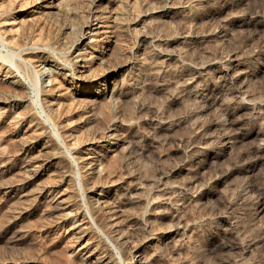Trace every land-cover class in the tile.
Returning a JSON list of instances; mask_svg holds the SVG:
<instances>
[{
	"label": "rangeland",
	"instance_id": "374dc122",
	"mask_svg": "<svg viewBox=\"0 0 264 264\" xmlns=\"http://www.w3.org/2000/svg\"><path fill=\"white\" fill-rule=\"evenodd\" d=\"M64 1L65 2H62L60 8L58 7L54 12L43 14L40 12L37 13L35 10V5H37L36 0H0V67L11 66L19 75H21L20 77H22L24 85L26 86L22 90L16 87L14 88L10 84L7 85L8 83L6 81L0 80V95L2 97H8L10 94L22 95L23 93V96L27 94L25 96L26 102H30L29 104L26 103L27 107L29 108H25L24 106L15 108L11 106L6 107L7 105H0V162H3L0 163V185L12 184L13 182L15 183L25 177L24 174H26V172L22 167H20L22 147L21 141L25 137L35 138L43 131L42 133H46L47 135H50L51 138H53L54 146L56 144L58 145L56 146L57 149L61 151L62 158V161L60 160V162L65 165L70 164L73 166V178L70 177L69 183L68 181L67 183H63V187L67 185L68 187H71V199H73V207L79 209L88 216V220H90V233L84 239L75 240V237H73V233L69 231L68 226L65 224H53L51 219L48 218L49 216L46 214V210L44 208L45 204L32 198V194L34 191H36V188L42 186L45 183L60 182V180H62L64 177L62 172L60 173V171L58 172V170L56 171V169L52 168L41 177L35 179L27 187V191L29 189L33 190L28 191V197H26L24 201L22 200L20 206L27 207L30 211L28 212L27 217L21 221L9 224V221L11 220L10 213L14 205H12L11 202L7 203L5 201L3 190L0 189V264H91V262L84 263L77 256V254H75L79 248V245L86 242L89 238H91L89 240L92 241L94 246H99L97 248L99 250L101 249V253H105V255L107 253L106 256L109 258L111 257L112 261L114 259L115 262L113 261L114 263L112 262L111 264H228L220 261L219 257H216L209 250V247H211V242L213 241L214 237L217 236L216 232H220L221 229L228 225L223 221V217H225L227 220L229 219V224L232 225L233 223L234 226L236 224V226L239 227V231L241 232L240 235L242 234L241 237L244 242H247L249 238H253V240H255L254 244L256 245L251 246L250 249L245 251L244 254H242L243 258L239 260L237 264H264V242H262L263 244L261 243V241L264 240V210L255 212L253 204L251 203L252 205H250L248 196L246 194L243 196V192H241V190L243 191L242 188H244L243 186L246 183L245 180L247 178L244 180L246 173H233L230 178L228 177V179L223 180L225 181L224 185L222 183L220 186L218 185L217 187L214 186L207 188L208 191L204 196H199L198 194L199 189L202 187L204 188L206 177H208L210 174H213V170H215V168L224 166V169L226 166H228V162L230 160L228 157L229 154L224 156L223 159L220 160V163L216 164L213 162L215 159L213 160V158L208 156V160L206 161L207 164H205L204 168H202V173L204 175L203 178H200L194 183L190 182V173L188 170L184 169L187 164L180 159L178 152H174L175 148L173 145L163 147L161 150H153L154 153L153 151L151 153L150 150L145 154L139 153L138 150H135L136 147H133V144L124 142L121 145L123 147L120 148V146V149L118 148L119 151H117L116 154L115 152L113 153L115 155H112V157L111 155L107 156V160L106 158L104 160H106V163L109 164L108 171L110 172L106 173L105 177L102 179H107L108 176L107 180L112 181L113 187L112 189L109 188L106 190V200L110 202V204L111 201L113 204L116 203V200H120L118 198L117 188L123 181H129L125 184L127 187L131 188V194L134 193L132 194L133 196H138L141 194L139 195V201L137 200L138 203L136 198L131 195V198L127 197L129 198L128 200L130 203H128L129 201H126L120 206L122 213L120 212L119 215L121 214L120 216L123 217L121 224H119L121 227L118 228L121 232L120 234L126 231H128L127 233L129 234V229L130 232H132L134 227L136 228L135 235L134 233H131L132 235L126 242L127 244L124 243L122 245L119 244L120 240H117V236L120 235L119 231L118 234H115V236L111 234V237L110 233L107 232V227H105L109 225V221L104 219L103 216L101 217L100 214L97 215L93 211V203L96 201L97 195L90 190L91 183H86L82 177L83 170L78 168L75 163V159L79 156L78 154H87L88 148L91 146L94 136L98 138L103 134L102 132L105 131L104 119H116L120 125L121 132L128 135L127 141H134L140 136L145 137L146 134L148 136L152 127L149 120L152 115H155L158 111H161L160 115L171 117L175 123L177 122L172 126L173 129L177 127V129H174L175 132L184 133L189 120L191 118V120H193L195 119L194 117H197L196 115L201 114L200 112L196 113L198 111L197 106L199 104H197L193 98L191 99L190 96H187L188 94L183 89V86L180 83H177L180 82L179 72H181V68L188 65H185V63L188 62L187 60H189V58H192L189 60V62H191L193 60H198V56L202 58L204 55H206L203 57L204 60L217 58L216 60L219 61L220 59L218 58L221 56L223 51V54H225V52L236 48L235 51L241 60L244 61V64L239 69L243 68L247 69L248 71L252 70L251 73H253H250L249 76L245 78V84H248V87L250 85V90L253 88L256 89H253L255 94L254 97L258 95L257 97L259 98L260 95V97L264 99L263 74H261L258 69L264 61V36L253 33V24L248 26L247 24L239 25V23H237L231 30L233 36L232 34L229 35L230 41L227 40L223 43L221 42V38L218 36L219 33H216L214 29L219 23L218 20L221 19L224 12H227L229 9V7H224V5H226V3H230L233 0H104L102 5H106L105 7L107 10L117 13L119 12V15L123 16H120L121 19H118V24H116V28H113V32L109 33V35L112 34L113 37H111L116 41L112 42L110 40V36L107 37L102 35L103 37L97 46L95 47L93 42H91V46L85 49V53H94L96 52V49H100V47L105 46L102 54L103 58L105 59L103 60L106 64H112L118 60L119 62H126V60L129 61L130 58V60L135 61V64H132L133 66L128 65L125 67V69H123L124 71L122 70L119 72V74H117V76L114 78L117 84H122L121 92L123 93L118 96L116 95L114 97L115 100H111L109 95L105 99L98 100L97 102H100V104H98V108H95L91 111H89L91 108L86 109L84 106L81 107L80 105L75 104V102L71 101L72 98L70 95L65 94L62 97V104L60 108L56 109V111L52 113L47 108L43 100L45 96L44 94L46 92L44 90V86H42L43 80L39 71L42 65L39 66V63L35 60V56L45 51L48 52L50 56L54 55L59 61L68 59L70 47L68 44H64V46L62 43L64 42L63 39L65 40L66 38L65 34H67L66 32L70 31L71 26L79 27V24L82 22L81 19H85L90 13L91 9V0L90 2L89 0ZM5 5L6 7H4ZM163 5H171L172 8H170L171 11L169 16L160 18L157 13L152 11L153 9H161ZM233 8L235 11L236 7L234 6ZM236 10L239 12L237 14H240L241 16L238 18V20L243 19L244 16L248 17L250 14H258L261 12L264 14V0H246L244 3H242V6H240L238 9L236 8ZM138 15L141 17V19H143L141 20L142 22H138L139 24L132 23ZM210 15H215L216 19L213 20ZM125 18L126 20H124ZM259 19L262 25H264V16ZM110 29L107 28V30ZM145 33L146 35L150 36L155 35L157 38L147 37L144 40L142 35ZM13 39H17L19 42ZM209 40L211 43H209ZM219 41L222 43L221 45ZM104 42L110 44V46L104 45ZM201 42L204 44L206 43L205 46H203L204 44L202 45ZM200 45L203 47H200ZM97 54L99 53L97 52ZM192 55L194 57H192ZM219 64L221 63H214L208 72V77L211 81L209 89L211 91L215 82L217 83V81H219L217 73V67ZM187 67L188 66H186V68ZM139 69L142 71L141 80L144 79L145 82L148 81V83L145 84V86L137 88L138 84L134 79L139 78L136 76V74L140 71ZM155 80L160 83V88L158 87L156 91L152 90L151 88V83H153ZM259 86H262L261 89ZM144 88L145 90L141 92V90ZM59 89L68 92L67 90L69 88L67 85H62ZM54 90L56 91L57 88H52L49 92H55ZM147 93H149L151 96ZM134 96L136 97L133 98ZM99 105L101 107L103 105L106 107L103 106L100 108ZM235 105L237 104L235 103ZM27 109L29 111L31 110L33 113L32 117H38L35 119L38 121V126L34 127L35 130L30 129L29 132L27 131L24 134V132H17L18 130L16 129H18V127L20 129H25L28 125V122H23L21 124L20 122L22 120H20L19 123H16V119L19 118L17 116L22 117L23 115H26L25 112H27ZM102 109L104 110L103 112L105 115L101 114ZM192 109L196 111L193 110V112ZM107 110H109L108 113ZM20 112L22 114H20ZM204 112L207 114L205 115L207 118H214L216 110H207V112ZM84 114L89 116L86 117ZM107 114L108 117H106ZM93 117L97 118L94 119ZM89 118H91V120ZM178 118L181 119L178 121ZM257 123L258 122L254 123L253 126L250 123L248 125H250L252 128H255V131L259 130V128H264V123ZM43 124L46 126L44 127ZM178 126H181L180 129ZM67 131H74L72 132V135L74 134V136H64V132ZM21 135L23 136V139ZM255 136L256 132L250 135L248 139L245 140V142L247 141L246 145L250 146L251 144L255 143L257 140ZM74 147H78V150H74ZM233 150L234 148L231 150L227 149L228 152H233ZM213 151L214 148L210 147L209 153ZM35 152L38 153L37 150ZM45 154L47 153L45 152ZM74 154L77 155V157H75ZM108 157L111 158L108 159ZM108 160L115 162L113 163L112 161L110 162ZM222 160H224V162ZM221 161L224 164H222ZM146 163L150 166L146 165ZM163 164L167 167L169 166L170 168L175 169L183 168L184 166L185 167L180 169L178 172L173 173L171 175L173 178L169 176L167 178L160 179L159 168L160 165ZM259 171L260 173H264V168L257 170L258 173ZM144 172L146 174H144ZM7 176H9V178H7ZM156 176L157 178H155ZM155 181L164 184L166 182V184L171 187L170 190L172 192L170 190V192L157 190L158 188L156 185L158 183H155ZM170 182L171 184H169ZM171 185H173L175 188ZM166 193H168V196H166ZM163 194L164 197H162ZM175 208H178V210L176 211ZM104 220H106V222ZM106 223L108 224L106 225ZM144 223L150 224L151 229L144 231L142 229ZM168 224L169 226L172 224L173 227L176 226L175 224L181 225L182 227L177 229V232H172L162 238L161 235H163L165 229L167 230L169 227ZM140 226L141 228H139ZM122 229H125L126 231H121ZM19 231H25L26 236L17 241L16 244L14 241H12V237ZM111 238L115 239V241ZM146 239L147 241L149 240V242L146 244V246H142L137 253L136 247L141 245ZM25 258H27L26 262L24 261ZM29 258H32L31 261ZM16 259H18V261ZM233 260L234 257H231L230 261L232 262Z\"/></svg>",
	"mask_w": 264,
	"mask_h": 264
},
{
	"label": "bare ground",
	"instance_id": "6f19581e",
	"mask_svg": "<svg viewBox=\"0 0 264 264\" xmlns=\"http://www.w3.org/2000/svg\"><path fill=\"white\" fill-rule=\"evenodd\" d=\"M103 1L104 0H91L90 13L86 16L85 19H83V20L81 19L82 22L79 24V27L71 26L70 31L66 32L67 33V34H65L66 38H65V40L63 39L64 42H62V43H63V45L68 44V46L70 47L68 59H63L64 61H59L58 59H56V57L54 55L50 56V54L48 52H45V51L40 53L39 55L35 56V60H36V62L39 63V66L42 65L41 68L39 69V71H40V76H42V80H43L42 86H44V88H45L44 90L46 92L44 94L45 96H44L43 100H44L47 108L52 113H54V111H56V109L60 108V106L62 104V97L65 94L70 95V97L72 98L71 101L75 102V104H78L81 107L84 106L86 109L91 108L89 110V111H91L95 108H98V104H100V102L99 103L97 102L98 100L105 99L108 95H109V98L112 100V99H114V97L116 95L118 96L121 93H123V92H121L122 84H117L114 78L117 76V74H119V72H121L123 69H125V67H127L128 65L135 64V61L130 60L131 59L130 58L129 61L126 60V62H122V61L119 62V60H118L115 63L106 64L104 62L105 59L103 58V54H102L105 46L100 47V49H96V52H94V53H92V52L91 53L89 52V54L85 53L86 52L85 49H87V47L91 46L90 45L91 42H93V45L95 47L97 46V44L99 43V41L103 37L102 35H105L107 37L112 36V34L109 35V33L113 32V28H116L115 26H117L116 24H118L117 21L121 16V15H119V12L117 13V12H112L111 10H107L105 7L106 5L105 6L102 5ZM244 1H246V0H233L230 3H226V5H224V7H229V9L227 10V12H224L225 15L223 14L221 19L218 20L219 23L217 24V26L215 25L216 26L215 29L213 27H211L216 31V33H219L218 36L221 38L222 43L230 39L229 35L232 34L231 30H232L233 26L237 23H239V25L240 24L241 25L247 24L248 26H251L253 24L254 25L253 33L257 34V35L261 34L264 36V25H262V23L259 19L262 16H264L263 12L258 13V14H250L248 17L244 16L243 19L238 20V18L241 16H240V14L239 15L237 14L239 12L236 10V8L238 9L240 6H242V3H244ZM247 1H249V0H247ZM36 2H37V5H35V10L37 11V13L40 12L43 14H45V13L47 14V13L54 12L58 7L60 8L62 2H65V1L64 0H36ZM89 2H90V0H89ZM171 5H165V6L163 5L162 8L160 7L161 9H159V10L153 9L152 12L157 13V15L160 18L169 16L170 11H171L170 8H172ZM234 6L236 7L235 11L233 10ZM4 7H6V5ZM224 7H223V9H224ZM210 16H211V18H213V20L216 19L215 15H210ZM121 17H123V16H121ZM139 17L140 16L138 15L132 23L137 24L138 22H142L141 20H143V19H141V17L140 18ZM82 18H83V16H82ZM209 19H210V17H209ZM124 20H126V18ZM150 20H152V19H150ZM210 21H211V19H210ZM22 24H23V22H22ZM107 28H109V29L111 28V29L107 30ZM146 33H148V32H146ZM146 33L142 35L144 37V40L147 37L157 38V37H155V35L150 36V35H146ZM232 36H233V34H232ZM112 37L110 40L112 42H115L116 40ZM231 38H233V37H231ZM13 40H15V39H13ZM60 40H59V42H60ZM185 40H187V39H185ZM202 40H203V38H202ZM117 42H118V40H117ZM221 42H220V45L222 44ZM209 43H211L210 40H209ZM103 44L110 46V44H107L105 42ZM203 44L204 43H202V45ZM205 44L203 46H205ZM202 45H200V47ZM212 45H213V43H212ZM215 45H216V43H215ZM221 47H220V49H221ZM112 48H114V47H112ZM119 49H121V48H119ZM235 49L236 48L229 50L228 52H225V54H223L224 51L223 52L221 51L222 54L220 52L221 56L218 58V59H220L219 61L216 60L217 58H214V59L211 58L210 60H207V59L204 60L203 57L206 55L203 56L201 54L203 57L200 58V56H198V58H197L198 60H193V61L189 62V60L192 58L188 57L189 58V60H187L188 62H186V63L184 62L185 65L188 64V65H186L188 67L186 68V66H185V67L181 68L182 70H181V72H179L180 73V82H177L179 79L176 82L180 83L183 86V89L188 94L187 96H190L191 99L193 98L197 102V104H199L198 106L196 105L198 107L197 108L198 111L196 113L200 112L202 114V115L200 114L201 116L196 115L197 117H194L195 119H193V120H191L192 118L189 120V123H188V125H186L187 127H186V130L184 133L181 131L182 129L180 130L182 133L175 132L174 129H177V127H175L174 129L172 128V126L174 125L175 122L173 121V119L171 117H165V116L160 115L161 111H158L157 113L155 112L156 114L152 115V117L150 118L149 121H150L152 127H151V130H150L151 132L149 133V135L147 136V134H146L145 137H142V136L137 137L134 141H131L130 139H129L130 141H127L128 135L121 132L120 125L118 124V121L116 119H110V120L104 119L105 125L104 124L103 125L105 126L104 127L105 131L102 132L103 134L101 136H99L98 138L94 136L93 141L91 142L92 143L91 146L89 147V145H88L89 148H88L87 154L86 155L78 154L79 155L78 157H77V155L74 154L75 157H77V158L75 159L76 162L74 160L73 161L76 163L78 168L83 170V174H82L83 179L86 181L87 184L91 183L90 184V190L92 192H94V194L97 195L96 201L94 200L95 202L93 203V211L97 215L100 214L101 217L103 216L104 219H107L109 221L108 222L109 225H107L108 223H106L107 226H105V227H107V229H108L107 232L110 233L111 237H112V235L115 236V234H118V231H119L118 228L121 227V225L119 226V224H121L122 218H123L120 216L121 214L119 215L120 212L122 213L121 208H120L121 204H124L126 201L128 202L129 198H127V197L131 198L133 196L132 194H134V193L131 194V188L127 187L125 184L129 181H127V182L123 181L121 184H119V186L117 188L118 198L120 200H118V201L116 200V203H113V204H112V201L110 204V202H108L106 200V197H107L106 190H108L109 188L112 189V187H113L112 181L107 180L108 176H107V179H104L106 181H104L102 179L103 177H105L106 173L110 172V171H108L109 164L106 163V160H107L106 157L110 156V155L112 157V155H115L116 152L119 151L118 148L124 142H128V143L133 144V147H136L135 150H138L139 153H145V154L147 151H150V150L152 153L153 150H155V151L161 150V148L163 149V147H167L168 145H173L175 148L174 152H176V153L178 152L180 155V159L184 163L187 164L186 167L184 166L185 168L184 167L183 168L188 170V172L190 173V182L191 183L197 182V180H199L200 178H203L204 175L202 173L203 172L202 168H204V165L207 164L206 161L208 160V156L213 158V160L215 159L213 162H215V164H216V163H220V160L223 159L224 156L229 154L228 157L230 160L228 162V166H226L227 165L226 164L225 165L226 167L224 169H223L224 166L217 167V168H215V170H213L214 171L213 174H210L208 177H206V180L204 183L205 185L203 184L204 188L200 187L201 189H199V192L197 191L199 196L200 195L204 196L208 191L207 188H209V187L210 188L214 187V186L217 187L218 185L220 186L222 183L224 185L225 181H223V180L228 179V177L230 178V176L233 173H241L242 172V173H246L244 180L247 178L245 180L246 183L244 184V186L242 185L244 187V188H242L243 191L241 190V192H243V196L245 194L248 196L249 201H250V205L253 204L255 212L256 211L260 212V211L264 210V173L263 172L260 173V171H259V173L257 172V170H261L264 168V128H259V130L255 131V128H252L250 125H248L250 123L253 126V124L256 122H258V123L262 122V124L264 123V99H262L260 97V95H259V98L257 97L258 95L256 96L257 98L254 97L255 94L253 92V89H255V88L250 90L251 89V88L249 89L250 85L248 87L247 86L248 84L247 85L245 84V81H246L245 78L247 76H249V74L251 73L252 70L248 71L247 69H243V68L239 69L244 64V61L241 60V58L239 57V55L237 54ZM211 51H212V49H211ZM97 52L99 54H97ZM165 52H166V50H165ZM29 53H31V52H29ZM195 56H196V54H195ZM216 56H218V55H216ZM192 57H194V56L192 55ZM30 58H31V56H30ZM193 59H195V58H193ZM219 62L221 63L217 67V73H218L219 81H217V83L215 82V84L213 85V89L211 91L209 89V85L211 84L210 83L211 81H210V78L208 77V72L210 70V67L214 63H219ZM258 69H259V72L261 74H263L262 77L264 80V61L262 62V65L259 66ZM139 70L140 71L136 74V76H138L139 78L135 77L136 79H134L135 81H137V84H138L137 88H139L141 86H145V84L148 83V81L145 82L144 79L141 80L142 71H141V69H139ZM151 70H153V69H151ZM251 74H253V73H251ZM20 76L21 75H19L15 71V69H13L11 66L10 67H7V66L0 67V80L6 81L8 83L7 85L10 84L14 88L16 87V88L23 90L26 86L24 85V81H23L22 77H20ZM174 80H175V78H174ZM263 83H264V81H263ZM62 85L68 86L69 89L68 90L66 89L68 92H65V91H62L61 89H59L60 86H62ZM159 86H160V83H158V81H156V80L153 83H151L152 90L156 91ZM263 86H264V84H263ZM4 87H6V86H4ZM261 87H260V89H261ZM52 88L53 89L57 88V90L56 91L54 90L55 92L51 93L49 91ZM12 90H14V89H12ZM143 90H145V88L142 89L141 92ZM149 92H150V89H149ZM9 94H10V92H9ZM147 94H149V93H147ZM151 94H152V92H151ZM259 94H260V92H259ZM23 95H24L23 93H22V95H16V94L11 95L10 94V96H8V97H5V96L2 97L0 95V105L2 104V105H7L6 107L11 106V107H15V108L24 106L26 108L27 104H29L30 102L29 103L26 102L25 96L27 94L25 96H23ZM175 95H177V94H175ZM136 96H137V94H136ZM136 96H134L133 98H135ZM131 98H132V96H131ZM69 102H70V100H69ZM235 103L237 105H235ZM102 107L100 106V108H102ZM104 107H106V106H104ZM27 108H29V107H27ZM74 108H76V107H74ZM194 109H192V111ZM109 110H107V113ZM207 110H216V113H215L216 117L214 115V118H207L205 116L207 114L204 112V111L207 112ZM103 111L104 110L102 109L101 114L105 115V113ZM194 111H196V110H194ZM93 112H95V111H93ZM209 112H211V111H209ZM25 113H26V115H23V116L21 115L22 117L17 116V117H19L17 119L15 118L16 123H19L20 120H22L20 122L21 124L23 122H28V125L25 129H22V128L20 129L19 127H18V129H16V130H18L17 132H24V134L27 131L29 132L30 129L35 130L34 127L38 126L37 125L38 121L35 120L38 117H36V118L32 117L33 113L31 112V110L29 111L28 109H27V112H25ZM18 114H19V112H18ZM18 114H15V115H18ZM20 114H22V113L20 112ZM85 114H87V113H85ZM169 115H171V114H169ZM187 115H189V114H187ZM87 116H89V115H87ZM116 116H117V114H116ZM82 117H83V115H82ZM106 117H108V114ZM113 117H115V116H113ZM96 118H94V119H96ZM188 118H189V116H188ZM89 119L91 120V118H89ZM180 119L178 118V121ZM40 123H42V122H40ZM40 123H39V125H40ZM95 123H96V121H95ZM43 126H44V124H43ZM72 127H74V126H72ZM92 127H93V125H92ZM178 127L180 129L181 126H178ZM86 128H89V127H86ZM184 129H183V131H184ZM74 130H76V129H74ZM30 132H32V131H30ZM42 132L40 135H38L35 138H26L25 137L23 139V136H22L23 134L21 135L23 140L21 141L22 147H21V157H20L21 166L20 167H22L25 170V172H26V174H24L25 177L24 176H23L24 178L21 177L22 179L19 181L16 180L17 182H15V183L12 181L13 182L12 184H5L4 183L5 185H0V189L3 190L5 201L7 203L11 202V204L14 205L12 207V210L10 213L11 214L10 215L11 220L9 221V224L16 223V222L21 221L27 217L28 212L30 210L27 207L20 206V203L22 202V200L24 201V199L26 197H28V195H29L28 191L30 189L27 191V187L35 179L41 177L47 171L54 168V169H56V171L58 170V172L60 171V173L62 172L64 174V177L62 178V180H60V182H55V183L51 182V183L43 184L42 186L35 189L36 191H34V193L32 194L34 197L32 195L31 196H32V198H34L38 202L40 201L41 203L43 202L45 204L46 207L44 206V208L46 210V214L49 217L47 215L46 216L51 219L53 224L54 223L65 224L66 226H68L69 231H71V233H73V237H75V240L76 239L77 240L78 239L79 240L84 239L90 233V222H89L90 220H88V216L85 213H83L79 209L73 207V201H72L73 199H71V196H72L71 187H68V185L63 187V185H64L63 183H65V182L67 183V181L69 183L70 177H72V172L74 173L73 166H71L70 164L65 165V164L60 162V160L62 158H61V151H59L57 149L58 145L56 144L57 146L55 145L56 146V148H55L53 138H51L50 135H47L46 133H42ZM72 132H74V131L64 132V136L69 135V137H72V136H74V134L72 135ZM255 132H256L255 137L257 138L255 143L251 144L250 146L246 145L247 141L245 142V140H247L248 137ZM133 134H135V133H133ZM77 137H79V136H77ZM55 143H58V142H55ZM69 145H70V143H69ZM122 147L123 146H121L120 148H122ZM210 147L214 148V151L211 153H209ZM233 148H234L233 152L227 151V149L231 150ZM73 149L78 150V147H74ZM36 150L38 151V153L35 152ZM43 151H44V154H43ZM45 152L47 154H45ZM114 152H115V154H113ZM153 153H154V151H153ZM162 156H163V154H162ZM111 157H108V159ZM105 158H106V160H104ZM119 159H120V157H119ZM67 161H69V160H67ZM108 161H110V160H108ZM222 161L224 162V160H222ZM222 161H221V163H222ZM160 162H161V160H160ZM222 164H224V163H222ZM146 165H149V164L146 163ZM164 166H166V165H164V164L160 165V168H159L160 179L161 178H167V177L171 176L173 173L178 172L180 169H183V168H178V169L170 168L169 166H168L169 167L168 168L167 166L166 167H164ZM181 166H183V165H181ZM145 167H143V168H145ZM147 170H150V169H147ZM2 171H4V170H2ZM22 171H20V172H22ZM145 172H144V174H146ZM157 173H158V171H157ZM7 178H9V176H7ZM155 178H157V176ZM154 180H156V179H154ZM165 181H168V180H165ZM156 182L157 181H155V183ZM171 182L169 184H171ZM157 183L158 184L156 185V187L158 188L157 190H159V191L168 192L171 189V187L169 185H167L166 182H165V184L159 183V182H157ZM128 185H130V184H128ZM173 185H171V186H173ZM31 188H33V187H31ZM87 188H88V186H87ZM32 190H30V191H32ZM98 190H99V192H98ZM223 191H224V189H223ZM132 192H134V191H132ZM162 193H161V195H162ZM166 194H167L166 196H168V193H166ZM139 195H141V194H139ZM139 195L133 196L136 198V201L137 200L139 201ZM144 196H145V194H144ZM162 197H164V194ZM227 197H229V196H227ZM190 198H192V197H190ZM248 198H247V200H248ZM138 201H137V203H138ZM175 201H176V199H175ZM128 203H130V201ZM175 210L177 211L178 208H175ZM222 219L225 222V224H228V225L225 228L221 229L220 232H218V233L216 232L217 236L214 237L213 241L211 242V247H209V250L216 257H219L220 261H223V262L228 263V264H237L238 261L243 258L242 254H244L245 251L250 249L251 246L256 245V244H254L255 240H253V238H249L247 240V242H244L242 237H241L242 234L240 235L241 232L239 231V227L236 226L235 223H234L235 226L233 225V223H232V225L229 224V222H228L229 219L227 220L225 217H223ZM104 221L106 222V220H104ZM170 225L171 226H169V224H168L169 227L167 226L168 227V228L166 227L167 230L165 229V232H163V235H161L162 238L166 235H169L172 232H177V229L182 227L181 225H177V224H175L176 225L175 227H173L172 224H170ZM139 228H141V226ZM142 229L144 231H147V230L151 229V226L148 223H146V224L144 223ZM124 230L125 229H122L121 231H124ZM143 230H141V231H143ZM127 232L128 231L120 234L121 232L119 231L120 235H118V236L116 235V236H117V240H120V243L119 242H117V243H119L120 245L126 243L130 239L129 237L133 233L135 235L136 228L134 227V230L132 232H130V229H129V234ZM138 232H140V231H138ZM25 233H26L25 231H19L18 233H15V235L12 237V241H14V243H16L17 241L22 239L24 236H26ZM147 233H149V232H147ZM89 239H91V238H89ZM89 239L86 242L79 245V248L75 252V254H77V256L84 263L85 262H91V264H111L114 261V259L112 261L111 257L109 258L106 256L107 253H106V255H105V253L104 254L101 253L102 252L101 249L99 250L97 248L99 246H97V247L94 246L92 241H90ZM111 239H113V238H111ZM244 239H246V238H244ZM113 240L115 241V239H113ZM148 242H149V240L147 241V239H146L141 245L137 246L136 247L137 253L139 252V249L142 246H146V244ZM262 242H264V240H262L261 243ZM195 248H196V246H195ZM136 256H138V255H136ZM135 257H133V258H135ZM231 257H234V260L232 262L230 261ZM26 259L27 258H25V260H24L25 262H26ZM31 259L29 258L30 261H31ZM16 260L18 261V259H16Z\"/></svg>",
	"mask_w": 264,
	"mask_h": 264
}]
</instances>
